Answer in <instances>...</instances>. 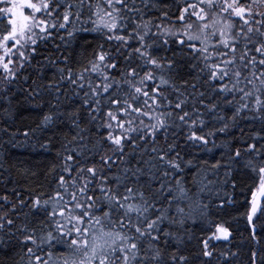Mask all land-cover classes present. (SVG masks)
Instances as JSON below:
<instances>
[{"label":"trees","instance_id":"16d2710c","mask_svg":"<svg viewBox=\"0 0 264 264\" xmlns=\"http://www.w3.org/2000/svg\"><path fill=\"white\" fill-rule=\"evenodd\" d=\"M31 2L39 5L42 0ZM48 2L50 6L46 10L49 12L44 14H50L49 28H46L45 32L34 28L33 32L25 33L26 37L32 36L37 41L35 45L30 40L21 39L20 44L15 47H13L15 41H8L4 46H0L3 63L11 59L13 63L9 67L15 73L13 77L5 80L6 73L0 64V197H8L7 201L0 199V216L6 217L0 221L5 224V227L0 228V264H37V256L41 258L40 264H44L45 261L49 264H62L60 257L63 247L57 244H42L41 237H45L53 220L49 213L52 212L51 202L55 199V193L65 191L58 183L59 177L61 175L65 177L68 192L65 198L70 200V194L82 186L81 175L91 179L86 172L83 174L77 172L82 166L85 169L90 166L98 169L96 178L89 185V195L101 196L99 187L102 175L109 178L104 187L110 188L116 186L117 181L114 177H120L124 185L119 189L121 194H124L125 187L132 186L134 189L143 190L149 203L159 197L156 207L168 209L167 219L160 225L159 240L153 244L161 250L163 264H172L170 257L174 253L176 264H182L179 259L181 256L186 258V264H264V198L253 216L252 223L249 224L248 221L252 195L258 191L260 185L259 167L264 166V108L260 111L255 108V96L261 95L264 100V89L257 92L251 85L245 86L244 78H251L253 68L251 65L244 68L239 60L247 50L248 55L244 63L255 57L256 74L264 71V66L259 64V60L264 59V54L255 51L258 45L264 44V36L260 34L264 32V23H256L264 21V17L256 15L257 12H264V3L239 0L240 5L251 6L253 14L249 16L245 13V19L249 20L248 25H245L240 17L232 15L230 10L229 13H221L220 5L224 0H213V7L202 3L201 0H150L147 7L141 9L144 20L150 18L152 20V32L157 31L156 24L179 33H183L188 25H192L196 27L190 31L192 34L201 35L202 38L207 35L208 50L214 54L209 63L221 62L216 53L226 52L228 55L223 59H231L233 56L236 59V64L230 66L229 77L223 81V85L227 86L229 91L220 92L222 82L219 79L210 81V72L205 68L202 57L190 52L185 45L184 52L181 53L184 67L175 78V82L179 86L181 80H186L189 87H181L180 92L183 95L179 97L169 87L162 89L168 100L161 99L160 104L163 106L156 108L153 114L171 111L174 115L167 121L169 125L167 131L158 132L153 142L151 135L145 136L144 125L155 121L135 113L126 116L111 104L112 99L119 98L121 107L124 106L123 101L128 100L134 103L135 107L150 111L143 103V96H139L137 101H132V89L124 82L126 77L121 75L129 68H137L139 75L136 80H139L144 72L149 70L148 67L142 69L139 67L143 61L137 55L129 56V53L138 46L137 41L133 37L125 46L107 39L109 35L128 36L134 27L132 14L128 15L127 20L121 21L122 27L118 31L112 33L104 28L94 30L96 29L93 24L94 10L101 5L102 10L111 11L106 0H48ZM153 3L157 7L153 8ZM189 5H194L195 8H189ZM9 6L10 3L0 2V8ZM65 7L69 8L68 22L63 19ZM201 8L204 10V20L197 18ZM182 9L188 11L184 20L180 21ZM44 10L41 9L42 12ZM23 12L26 16L30 15L26 8ZM163 12L167 13L166 17L162 16ZM193 12L197 15H193ZM39 13L33 14L42 17ZM121 15L126 16V13L122 11ZM136 17L139 21V14H136ZM10 18V14H0V39L11 29V25L8 24ZM224 21L233 25L230 30L231 39L229 34L225 36V39H229L227 47L219 43L221 37L216 32V26H223ZM62 23L65 24L64 28L60 27ZM204 24L209 27L201 32ZM248 27H252L253 32L248 33ZM257 28L260 32L256 31ZM69 32L72 33L71 36L68 35ZM165 38L169 40V44L153 51V55L171 57L174 52L179 51L175 41L178 38L186 39L183 36L148 39H157V43L160 44ZM17 39L20 37L17 36ZM196 43L198 47L203 46L199 42ZM5 47L10 48L11 52L6 53ZM232 47H235V53H232ZM118 48L121 49L119 55L116 52ZM101 50L108 52L118 62L116 70H107V74L118 83L113 84L107 93H103L101 89V95L93 98L89 83L93 87L98 83L103 85L105 81L102 76L87 72L84 73L82 81L78 80L76 84H72L67 79V70L71 69L72 79H77L83 69L90 68L94 55ZM21 51L28 57L23 61V68L20 67ZM125 57L129 58L126 60ZM59 69H64L63 80ZM200 69L204 71L201 72ZM236 70L242 73L238 87L251 91L252 96L244 97L243 92L232 88ZM157 75L160 73L157 72ZM148 83L149 88L155 86L153 82ZM193 83L196 85L195 90L191 88ZM254 83L257 88L260 87L258 80ZM49 84L53 87L50 88ZM85 93L89 95L86 97ZM199 93H203V96H199ZM85 99H88V104L84 103ZM96 99H99V105L96 104ZM178 99L187 100L184 111L191 113L189 124L193 120L196 121L194 128L190 129L176 119V116L182 114L174 108ZM169 100L172 106H168ZM241 104H247L248 108L235 115ZM109 110L117 113L121 120H132V127L136 129L128 133L131 139L124 140L122 152L116 150L106 139L110 131L105 126L106 113ZM46 114L53 117L52 123L46 128H38ZM200 121H203V124ZM112 124L115 129L113 134L120 135L121 129L116 127L115 121ZM221 128L225 130L219 131ZM192 131L205 136L208 143L205 145L199 141L189 140ZM25 132L29 133L28 136L24 135ZM141 136L145 138L141 140ZM169 144H175V151L169 153L168 159H173L176 153H179V169L170 168L157 159L159 152H152L153 147L167 151ZM249 144H254L260 154L257 155V152L252 150L246 151ZM237 149H240L241 155L233 158ZM68 155H71L73 160L66 162L65 157ZM104 156L110 157L109 165L102 162L101 157ZM249 161H252L255 170L249 166ZM218 162V167H212ZM66 166H70V172L64 171ZM137 168L141 170L138 173ZM126 169L128 171H125ZM164 172L169 174L165 176ZM74 178L77 181L76 188L71 185ZM177 180L181 181L179 186ZM161 183L166 189L171 188V192L165 191L161 196L156 191ZM179 187L186 190L183 196L179 194ZM173 196L176 199L169 206V199ZM37 198L40 199L41 205L34 208L33 203ZM45 200L49 201L46 205ZM97 204L100 205V210L92 214L102 216L107 205L99 200ZM177 208L183 209V212H177ZM78 214H80L78 210L72 212V215ZM159 214L153 209L150 218H155ZM7 219L13 220V224L7 225ZM118 219L119 215L114 213L113 220ZM87 226L89 225L86 222L85 227ZM217 226L228 229L227 239L220 237L216 231ZM101 227L114 230L109 222H103ZM251 227L255 228L254 233ZM165 232L169 235L165 236ZM29 234L34 236L36 244L24 240ZM205 240L208 241L211 256L203 255ZM28 248L33 249L31 256L28 254ZM147 248L148 239L145 238L141 241L142 253ZM49 252L52 253L51 257L48 255ZM52 257L56 258L53 263Z\"/></svg>","mask_w":264,"mask_h":264},{"label":"snow or ice","instance_id":"6c2138e0","mask_svg":"<svg viewBox=\"0 0 264 264\" xmlns=\"http://www.w3.org/2000/svg\"><path fill=\"white\" fill-rule=\"evenodd\" d=\"M0 2L10 3L9 7L0 8V14L7 13L10 14L11 18L8 20V24L11 25L10 31L3 35V38L0 39V46H4L8 41H15L16 45L20 44L21 39L30 40L33 45L36 44V40L32 38V36H25V33L33 32L34 28H39L40 32H45L47 29L45 27H40L41 25H45L46 21L39 20L38 22L34 19L33 16L24 15L23 9L28 8L32 9L33 13L40 12L41 9H48L49 2L48 0H42L41 4L32 3L31 0H0ZM108 7L111 11L105 12L104 15L108 18L107 20L101 18L96 21L97 28L94 30H99L100 27L107 29L109 32L115 33L118 31L122 25V20H127L128 16H122L121 12H127L132 14V23L134 25L132 31L128 33V36L124 35H109L107 39L109 41L115 40L120 42L121 44L127 46L129 40L133 37L138 43V46L133 49L129 56L132 54L137 55L142 61V65L139 67L142 69L144 67H148L149 70L144 72L143 76L136 80V77L139 75L137 68H129L126 72H122L121 75L126 77L125 83L132 89V101H137L139 96L144 97V105L147 106L150 111H145L141 107H135L134 103L129 102L128 100L123 101V107H121V101L119 98L112 99L111 104L116 106L119 109V112L124 115H130L131 113H135L138 116H147L150 121H155L149 125H144L145 136L151 135L153 137V142H155V136L160 131H167L168 119L173 117V112L167 113H155V109L162 107L160 104V100H168V96L162 91L163 88L169 87L173 89V91L177 94V96H182L183 93L180 92V88L189 87L188 82L186 80H181L179 86L175 82V78L179 76V73L184 67V60L181 53L184 52V46L187 45V48L190 52L197 53L202 57L205 68H207L210 72L209 80L215 81L219 79L221 83V87L219 89L220 92H228L229 88L223 85V81L225 78L229 77L232 65L236 64V59L233 56L231 59H223L228 53H216L215 55L220 58V63H209L211 58L213 57V53L208 50L209 45L207 43L208 36L204 35L203 38L201 35L192 34L190 29L192 25H188L187 28L183 31V33H179L178 31H172L171 28H167L161 24H156L155 27L157 29L156 32L151 31V18L149 20H144V13L140 8L135 6V0H132L131 4H129V0H106ZM202 3H207L209 7H213V0H201ZM145 7L148 5V0H143ZM261 3H264V0H261ZM119 5L120 7H116ZM153 8L157 7L155 3L152 5ZM189 8H195L194 5H189ZM240 17L245 25L249 24V20L245 19V13L251 16L253 13L251 11V6H244L239 4V0H224V3L220 5L221 13H229ZM188 9H182L179 17L180 21L184 20L185 13ZM139 14L140 20L137 21L135 16ZM193 15H197V13L193 12ZM256 15H260L264 17V12H257ZM162 16H167L166 12L162 13ZM199 20H204V10L200 9V14L197 16ZM63 19L65 22H68L70 19V13L65 12ZM257 24L264 23V21H256ZM53 27L55 25H52ZM61 28L65 27V24H60ZM209 25L204 24L201 27V32L204 29L208 28ZM233 25L224 21L223 28L220 30L221 40L219 43L223 44L225 47L229 44L230 30ZM257 32H260V29H256ZM253 32L252 27H248V33ZM226 34H229V39H225ZM264 36V32L260 33ZM69 36L72 35L71 32L68 33ZM215 35V32H213ZM247 35V34H245ZM17 36L20 39H17ZM169 37V36H183L186 39L178 38L175 43L179 46V51L174 52L171 57L169 56H159L153 55V51H156L158 48L166 46L169 44L168 39H163L160 44L157 43V39L149 40V37L159 38V37ZM199 42L202 47H198L197 43ZM103 46H101L102 49ZM125 50L127 48L125 47ZM168 50L167 48L165 49ZM34 51V49H33ZM232 53H235V47L231 48ZM257 53L264 54V44L258 45L255 49ZM5 52H11L10 48L5 47ZM117 55L120 54L121 49L118 48L116 50ZM21 57L20 67L23 68V61L27 60L28 57L25 55L23 51L19 53ZM248 55L247 50L239 57V60L244 68H248L249 65L252 66L253 72L251 74V78L245 77V86L251 85L253 89L257 92H260L264 89V71H261L259 75L255 72L256 58L252 57L251 60H248L247 63H244L245 57ZM129 57H125L127 60ZM3 57H0V64L5 70V80H8L10 77H13L15 73L12 72L9 65L13 63L10 59L7 63H3ZM112 60V63H107V61ZM117 61L114 59L108 52L103 50L99 51L94 55V60L90 62V68H85L81 73L78 74L77 79H72V70L68 69L67 79L71 81L72 84H76L78 80L82 81L84 79V73H96L102 76V79L105 81L103 85L99 83L93 87L91 83H89V88L91 90V96L93 98L99 97L101 95V89L103 93H107L113 84H117L118 82L113 80V78L107 74V70H116L117 69ZM259 64L264 66V59L259 60ZM61 72V80L65 79L63 75L64 69H59ZM201 72L204 69H200ZM157 72L160 75H157ZM172 74V75H168ZM241 71L236 70L234 73L235 83L232 85V88L243 92L244 97L252 96L251 91H245V88L238 87L241 82ZM259 81L260 87L257 88L254 81ZM108 81H112L109 83ZM153 82L155 86L149 88V83ZM83 87V85H80ZM49 87H53L52 84H49ZM191 88L195 90L196 85L193 83ZM89 94L85 93L87 97ZM199 96H203V93H199ZM186 99H178L174 105L176 110L182 112L181 115L176 116V119L182 125H186L187 127L194 128L196 121L193 120L191 124L188 123L191 113L188 111H184V106L186 104ZM85 104H88V99H85ZM99 99H96V104L99 105ZM201 103L203 101L201 100ZM229 103H231L229 101ZM168 106H172V102L168 101ZM213 108L215 105L212 106ZM248 108L247 104H241L240 107L236 109L235 115H239L242 109ZM255 108L257 111H260L264 108V100H262L261 95L255 96ZM99 111V109H96ZM195 111V108L193 109ZM107 121L106 127L110 129L106 139L111 142L112 145L115 146L116 150L123 151V143L125 139H131L128 136V133L136 131L134 127H132L133 121L128 120L124 121L118 118L117 113L109 110L106 113ZM94 119V117H93ZM53 121V117L51 115H44L40 121L39 127H48ZM115 121L116 127L121 129L120 135H114L113 132L115 129L113 128L112 122ZM203 124V121H200ZM127 124V127H126ZM143 124V121H141ZM227 125H225V128ZM225 128H221L219 131L223 132ZM35 131V129H33ZM28 132H25L24 135L28 136ZM145 136H141L140 139L143 140ZM191 141H199L203 144H207L208 141L205 136L197 135L195 131L191 132V135L188 137ZM135 143V142H133ZM247 150H252L257 152L259 155V151L255 148L254 144H249ZM175 151V144H169L167 147V151L158 150L153 147L152 152H159L157 159L163 163H166L170 168L179 169V153H176V156L173 159H168L169 153ZM241 152L240 149H237L234 153L233 158L240 157ZM66 162L72 161L73 157L68 155L65 157ZM102 162L105 165H109L110 157L104 156L101 157ZM190 163V161H189ZM249 166L253 167L255 170V166L252 165V161L248 162ZM219 162L212 167H218ZM70 166H66L64 168L65 172H70ZM125 171H128L127 169ZM139 168L136 169V173L140 172ZM79 174H83L86 172L91 179L84 177L81 175L82 186L78 188L77 191H73L70 200L65 201V206L59 208V212L53 211L49 213V217L54 219L59 217H65V212L70 214L67 219V224L62 223L60 220H55L54 228L58 235H54L52 231L47 232L46 237H41V243H49L51 244L55 241L58 244H62L63 252L61 253L60 259L62 260V264H163L162 262V253L158 247H155L153 242L158 241L160 225L164 220L167 219V211L168 209H160L156 207L157 201L159 197L153 199L151 203L148 202V199L145 197L144 191L139 189H134L132 186H127L124 188V194H121L119 189L124 185L121 182L120 177H114L117 181L115 188L104 187L105 184L108 183L109 178L101 175L100 178V187L99 191L101 193L100 197H96L94 195H89V185L96 178L98 169L95 166L87 167L86 169L82 166L77 169ZM136 173H133L135 176ZM169 173L164 172L163 175L167 176ZM259 175H260V185L259 192L261 195H264V166L259 167ZM125 179H127L125 177ZM61 188H64L65 193L67 194V182L65 177L61 175L58 181ZM177 186L181 184L180 180L176 181ZM73 188H76L77 181L74 178L71 182ZM161 194H164L165 191L171 192V188L166 189L164 184L161 183L159 189L156 190ZM185 189L183 187H179V194L183 196L185 194ZM79 195V199H78ZM56 200H64V197L61 195L59 191L55 193ZM4 201L8 200L7 196L0 197ZM176 197H170L169 206H171L173 200ZM101 201L107 205L106 210L103 211L102 216H93V212L96 210H100V205L97 204V201ZM23 203V201H21ZM49 201L45 200L44 204H48ZM41 205V201L39 198L35 199L33 203L34 208H38ZM15 207V206H13ZM56 207L55 205L53 206ZM257 203V193H253V199L251 204V209L248 212V220L251 223L253 216L256 214L258 209ZM155 209L156 212H159V215H156L155 218H150L152 215V210ZM80 213L78 215H71L72 212L77 211ZM177 212L182 213L183 209L177 208ZM119 215L118 220H113V214ZM6 219L4 216H0V221ZM104 221H108L112 224L114 230H105L103 227L99 228V231L96 230L97 225H102ZM91 227H85V223ZM13 220L7 219V225H12ZM78 225V226H77ZM5 227L3 222H0V228ZM67 229V230H65ZM27 231V229H24ZM216 231L220 234V237L227 239L229 232L227 228L222 226H217ZM157 234H153V233ZM165 236L169 235V233L165 232ZM145 238L148 239V248L143 250L141 249V241ZM219 238V237H217ZM25 241H30L32 244H36L37 241L32 234L26 235L24 237ZM70 241V243H68ZM151 253V255H149ZM28 254L31 256L33 254V249L28 248ZM49 257H51L52 253L49 252ZM204 256H211L212 253L208 251V241H204ZM255 256V253H253ZM40 257H36L37 264H40ZM180 261L182 264H186V258L181 256ZM172 264H176V255L172 254L170 257ZM44 264H49L48 261H45Z\"/></svg>","mask_w":264,"mask_h":264},{"label":"rangeland","instance_id":"374dc122","mask_svg":"<svg viewBox=\"0 0 264 264\" xmlns=\"http://www.w3.org/2000/svg\"><path fill=\"white\" fill-rule=\"evenodd\" d=\"M191 1V0H190ZM254 1V0H253ZM256 2L257 1H261V0H255ZM31 14L29 15V16H33L34 17V19L38 22L39 20H44V21H46V24L45 25H41L40 27H45V28H49L48 26H49V24H48V22H49V15L50 14H44V13H48L49 11L48 10H44L43 12L42 11H40V15H42V17H40L39 15H35V14H33V10L31 9ZM64 11H67V12H69V8L68 7H65L64 8ZM109 10L108 9H104V10H102V6L100 5V6H98V8H97V10H94V14H95V17H94V20H93V24H94V27L95 28H97V25H96V21H98L99 19H101V18H103V19H105V20H107L108 18L104 15V13L105 12H108ZM100 28H103V27H100ZM192 28H194V29H192ZM195 28L196 27H191V29H190V31H193V30H195ZM223 28V26H216V32L218 33V35H219V37H220V30ZM36 30H38V31H40V29L39 28H35ZM99 30H102V29H99ZM61 195L64 197V200H56V198L51 202V210H52V212L53 211H56V212H59V208L60 207H64L65 206V201L67 200V198H65V197H67L68 196V192H67V194L65 193V191H64V193L61 191ZM56 206L55 208L53 207V206ZM70 214L68 213V212H65V217H59V216H57L56 218H55V220H60L62 223H65V224H67V217L69 216ZM71 215H72V213H71ZM55 220L53 219L52 220V222H51V225H50V227H49V229L46 231V234H47V232H49V231H52L53 232V234L54 235H58V233L56 232V230H55V228H54V224H55ZM105 223L106 222H108V221H104ZM87 227H90V226H87ZM96 227V230L97 231H99V228L101 227V225H97V226H95ZM106 231L107 230H109V229H105ZM90 231H91V227H90ZM45 237H46V235H45ZM49 244V243H48ZM51 244H57V245H59V246H61V247H64L62 244H58V243H56L55 241H53ZM56 261V258L55 257H52L51 258V262L53 263V262H55Z\"/></svg>","mask_w":264,"mask_h":264},{"label":"flooded vegetation","instance_id":"af4514ba","mask_svg":"<svg viewBox=\"0 0 264 264\" xmlns=\"http://www.w3.org/2000/svg\"><path fill=\"white\" fill-rule=\"evenodd\" d=\"M131 2H132V0H129V4H131ZM135 6L138 7V8H140V9L145 8V5L143 3V0H135ZM125 13H126V16L129 15V13H127V12H125ZM135 18H137V17L135 16Z\"/></svg>","mask_w":264,"mask_h":264},{"label":"water","instance_id":"95a60500","mask_svg":"<svg viewBox=\"0 0 264 264\" xmlns=\"http://www.w3.org/2000/svg\"><path fill=\"white\" fill-rule=\"evenodd\" d=\"M257 193V203H258V206L260 205L261 201L263 200L264 198V195H261L259 190L256 192ZM252 204V203H251ZM251 209V208H250ZM258 210V209H257ZM249 221V220H248ZM252 223V222H251ZM249 222V224H251ZM252 228V232L254 233L255 232V228L254 227H251Z\"/></svg>","mask_w":264,"mask_h":264}]
</instances>
